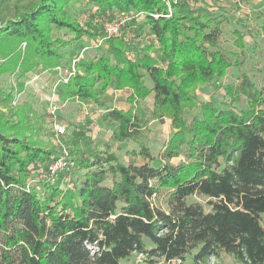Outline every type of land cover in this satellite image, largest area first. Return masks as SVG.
<instances>
[{"label":"trees","instance_id":"trees-1","mask_svg":"<svg viewBox=\"0 0 264 264\" xmlns=\"http://www.w3.org/2000/svg\"><path fill=\"white\" fill-rule=\"evenodd\" d=\"M77 1L35 0L0 18V72L52 74L68 63L53 29L98 39L105 20L140 13L58 87L59 99L103 107L111 144L59 152L20 130L22 114L0 119V264H121L137 253L141 264H209L221 252L264 264V75L242 69L245 30L225 45L217 0H83L97 8L88 25L67 11ZM229 69L238 73L225 83ZM204 86L212 96L198 101ZM110 87L128 91L126 109L101 100ZM155 120L171 133L154 153L145 139ZM125 140L137 145L126 163L113 151ZM59 157L67 166L51 178Z\"/></svg>","mask_w":264,"mask_h":264},{"label":"rangeland","instance_id":"rangeland-1","mask_svg":"<svg viewBox=\"0 0 264 264\" xmlns=\"http://www.w3.org/2000/svg\"><path fill=\"white\" fill-rule=\"evenodd\" d=\"M34 1L0 0V18L10 17L16 10L28 6ZM217 1V5L225 6L229 16L222 40L227 47L234 49L231 31L233 29L245 30L246 58L242 69L249 72L253 76L252 79L258 82L264 75V32L258 31V24L261 19H264V0ZM212 3L214 1L205 0L207 5H202L208 6ZM96 10L94 5L83 0L70 3L67 8L72 19L84 25L90 24L89 16ZM52 36L66 42L64 46L60 47V50L64 51L68 57L63 62L69 63L68 60L73 56L83 60L88 59L99 53L100 50V45L96 42L97 37L83 35L79 40H76L73 37L74 34L66 29H53ZM0 62H3V59H0ZM256 68H260V74L255 71ZM237 73V69H229L224 82L235 81ZM59 91V88L53 85L51 76L41 71L40 68H34L24 73L18 69L11 73L2 71L0 72V119L5 120L8 124H18L20 120L18 114H22L24 120L30 122V125L28 128L27 126L20 127V130L23 128V132L30 135L31 140L56 145L59 152H63V150L68 152V147L73 144H77L80 148L97 147L100 149L111 144L109 136L114 124L101 121L99 115L103 112L102 106L90 101H69L58 97L59 107L51 112L50 98L57 97ZM125 93L126 91L118 92L110 87L101 95V100L119 108L127 107ZM15 94L18 97L17 102L13 104L11 100ZM211 96L212 92L208 87H198L196 91L198 101H206ZM145 103L150 105L151 98H147ZM54 122L64 126V133L58 138L54 135ZM149 129L145 143L155 153L170 136V121H152L149 124ZM136 148L137 145L131 140L113 143L114 153L124 163L128 158L126 152ZM193 199L196 198L192 197L191 200ZM261 221L264 225V213H261ZM210 262V264H241L235 261L232 256L222 252L218 257H212ZM121 264H137L135 255L122 260Z\"/></svg>","mask_w":264,"mask_h":264},{"label":"built area","instance_id":"built-area-1","mask_svg":"<svg viewBox=\"0 0 264 264\" xmlns=\"http://www.w3.org/2000/svg\"><path fill=\"white\" fill-rule=\"evenodd\" d=\"M170 1H179V0H166L167 4ZM141 17L140 13L135 14H128V13H120L117 16H115L112 19L105 20L102 23V29L104 36L101 38L96 39V42L98 45L102 43V41L109 37L117 36L121 30V28L126 24V22L132 17ZM79 58L77 56H73L69 63L66 64H60L59 66L55 67L53 69V73H48L49 76H51V80L53 82V85L55 87H59L61 84H65L68 82L69 78L78 72V69L76 67L77 61ZM47 73V72H46ZM18 95L15 94L12 98V103L15 104L17 102ZM58 96H52L50 98L49 106L51 109V112H54L58 109L57 104ZM53 130L55 137H58L59 135H62L64 133V126H62L59 123L54 122L53 123ZM65 152V150H63ZM66 153V152H65ZM67 166V161L64 157H59L55 159L48 167L49 174L51 178H55L59 172L64 170V168ZM136 262L137 264H141L143 262V255L142 253L135 254ZM211 259V258H210ZM209 260V264H210Z\"/></svg>","mask_w":264,"mask_h":264},{"label":"crops","instance_id":"crops-1","mask_svg":"<svg viewBox=\"0 0 264 264\" xmlns=\"http://www.w3.org/2000/svg\"><path fill=\"white\" fill-rule=\"evenodd\" d=\"M116 91L121 92V91H126V90H116ZM127 94H128V91H126V93H125V98H126ZM112 106H114V107H116V108H119V107H117V106H115V105H112ZM126 108H127V107H121L120 109H126Z\"/></svg>","mask_w":264,"mask_h":264}]
</instances>
